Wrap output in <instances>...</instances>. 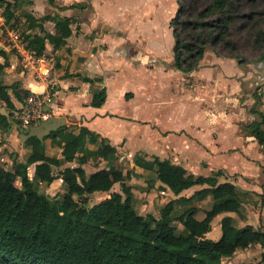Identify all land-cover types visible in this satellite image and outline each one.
I'll use <instances>...</instances> for the list:
<instances>
[{
    "label": "crops",
    "instance_id": "obj_1",
    "mask_svg": "<svg viewBox=\"0 0 264 264\" xmlns=\"http://www.w3.org/2000/svg\"><path fill=\"white\" fill-rule=\"evenodd\" d=\"M19 7L26 24L23 33H40L37 28H28L26 15L38 22L42 17H52L42 23L51 34L55 33L56 20L70 18L72 22L65 43L53 49L46 40L40 56L25 49L22 41L15 43V52L1 46L9 61V66L0 71L3 83L19 82L21 95L29 92L20 101L10 92L15 111L26 99L41 96L51 88L47 114L65 117L66 126L75 131L85 127L99 135L130 165L132 177L144 171L154 173L134 163L138 155L147 160L167 159L193 176L221 171L218 182L235 185L242 197V209L240 213L215 216L208 238L220 237V221L225 215L232 216L238 227L250 225L264 231V145L258 143L250 128L251 123L259 121L256 111L264 114V72L256 78L252 64L211 49L204 52L192 72L184 74L175 69V37L169 22L178 8L177 0H22ZM0 20L5 23L2 15ZM19 64L23 68H17ZM9 76L14 79L10 81ZM101 88H105V101L92 106V95ZM17 134L7 132L0 140V158L6 160L12 153L8 168L14 159L24 162L31 151ZM45 154L54 155L49 147H45ZM86 163L82 165L86 176L98 170L88 171ZM76 165L63 162L61 169ZM33 173L31 164L27 168L30 179ZM56 182L65 187L61 178L47 185ZM129 183L135 208V200L142 194L137 190L139 197L136 195L138 184ZM151 186L159 189L161 206L206 187L194 185L176 195L157 177ZM98 193L108 194H93ZM156 196H152L153 201ZM206 200L209 208L210 196L193 199L187 205L200 207L203 213L208 209L202 205ZM181 207L176 203V208ZM256 245L262 256L264 247L259 243L250 246Z\"/></svg>",
    "mask_w": 264,
    "mask_h": 264
},
{
    "label": "trees",
    "instance_id": "obj_2",
    "mask_svg": "<svg viewBox=\"0 0 264 264\" xmlns=\"http://www.w3.org/2000/svg\"><path fill=\"white\" fill-rule=\"evenodd\" d=\"M261 0H250L251 6ZM22 0H0L5 24L13 27L15 6ZM178 8L170 19L175 37L173 67L184 74L199 66L206 50L222 56L245 61L239 54L241 47L258 50L264 61V6L248 12L239 11L237 0H177ZM42 17L39 22L25 16L28 28L40 33H22L25 49L36 56L43 54L45 41L53 49L61 47L71 34L72 19L55 21V33H47ZM3 61L0 71L9 66L7 54L0 50ZM84 80H90L83 78ZM19 82L6 85L0 78V102L12 116L15 106L10 92L17 100L29 95L19 92ZM106 97L105 88L94 91L92 106H100ZM261 98V95H260ZM259 121L250 124L258 143L264 145V114L256 111ZM8 131L6 118L0 115V133ZM61 149V158L46 155V140ZM31 151L24 162L16 159L10 168L0 165V264H226L237 250L259 243L264 247V231L250 225L238 227L232 216L221 218V235L208 238L215 216L226 212L240 213L242 197L232 182H218L222 173L193 176L182 166L167 159L147 160L136 156L134 163L143 170H153L157 179L174 194L194 185H206L190 197L180 196L161 206L159 216L141 215L133 206L130 172H123L115 149L103 138L85 127L77 131L62 126L40 141L30 137L25 142ZM87 145L95 148L88 149ZM99 156L107 167L86 176L82 167L89 156ZM63 162H75L57 174L54 167ZM34 164L30 179L29 165ZM61 178L65 192L60 201L39 192L38 184ZM20 186L16 185V180ZM119 191H112L114 184ZM94 192H106L108 197L92 205L87 198ZM210 196L211 205L197 218L200 207L190 204L193 199ZM176 203L182 205L176 208ZM186 204V205H183ZM179 225L181 228L179 229ZM264 261V252L261 260Z\"/></svg>",
    "mask_w": 264,
    "mask_h": 264
},
{
    "label": "rangeland",
    "instance_id": "obj_3",
    "mask_svg": "<svg viewBox=\"0 0 264 264\" xmlns=\"http://www.w3.org/2000/svg\"><path fill=\"white\" fill-rule=\"evenodd\" d=\"M237 3L240 5L239 7V11L242 13H246L248 12L252 7H254L255 9L259 8V7H263L264 6V0H261L258 2V4L256 3L254 6H251V2L250 0H237ZM3 12V6L0 7V16ZM14 12L16 13V19L14 20V25L13 27H10V25H6L5 23L3 24L2 21L0 20V48L2 45L5 46H9L11 51L15 52L16 51V47L14 46L15 43H19L22 41V31H25V27L26 24L23 21V11H21V7H19V5L15 6L14 8ZM212 50V49H211ZM259 51L258 50H254V49H250L249 46H244L241 47L239 50V54L241 55L242 58H244V60L250 64H252L254 66V68L257 71V75L256 78L259 77L262 72H264V61H259L258 56H259ZM2 59V57H1ZM244 62V61H243ZM259 64H261V66H259ZM17 68H23V66L21 64L18 65ZM10 77V78H9ZM8 79L11 81V79H14L13 76H9ZM27 101V99H26ZM26 101L23 103V105H26ZM15 110L12 111V116L11 118L15 119L16 115ZM16 131V130H15ZM6 133H0V140L3 141L6 137ZM22 143V142H21ZM46 147L50 148V153L54 154V155H58L61 158V151L57 148H54L51 146V144L48 142V140L46 141ZM92 147V146H91ZM92 148H95V146H93ZM8 153L11 152V150L9 148H6ZM49 150V149H48ZM12 154V153H11ZM11 154H7L9 155V157L6 155V160H3L5 158H0V163L4 166V167H9L10 164L7 161L12 160L11 159ZM117 158L119 159V161L121 162V169L123 172L129 171L130 172V182H135L136 184H138V186L136 185L135 188V192L136 195L139 197V194H142L139 198H137V203L138 206L135 207L136 211L144 216L147 215H153L155 217L159 216V210L161 208V196L159 195L158 191L159 189L152 187L151 186V182H153V180L155 179V174L151 171H144L142 173H140L139 175H134V177H132L133 175V171L132 168L130 167V165L125 161V159H122L120 157V154L117 156ZM107 164L105 161L100 160L99 156H93L90 155L89 159L85 165V167L88 169V171L94 170V169H99L101 167H106ZM59 169H61V165L58 167H54L53 168V172L55 174L58 173ZM16 185L20 186V181L17 179L15 181ZM57 184H54L53 186L47 185L46 183H39L38 184V190L39 192L43 193L44 195H47L50 199L52 200H56V201H60L62 199V196L65 192V187H60L59 182H56ZM147 185H146V184ZM150 189H146L149 188ZM153 188V189H151ZM137 190H139V192L137 193ZM112 191H119V185L116 183L113 185L112 187ZM146 192V194H145ZM189 193V192H188ZM155 194H157L156 196V200L152 199V196H155ZM109 195L105 194V193H98V194H92L89 195L87 198V205H92L94 203H97L99 201H101L104 198H107ZM209 200H206L205 204L203 205V208L209 206ZM199 218L203 217V213L201 211H199L198 215ZM213 223V221H212ZM211 223V224H212ZM179 229L181 228V225H179L178 227ZM213 237V236H212ZM242 250V249H241ZM237 250L236 253L230 257V258H223L222 262L226 263V264H250V263H256L260 260L261 258V250L258 248V246H250L248 249L246 250Z\"/></svg>",
    "mask_w": 264,
    "mask_h": 264
},
{
    "label": "water",
    "instance_id": "obj_4",
    "mask_svg": "<svg viewBox=\"0 0 264 264\" xmlns=\"http://www.w3.org/2000/svg\"><path fill=\"white\" fill-rule=\"evenodd\" d=\"M44 110L48 111V107L46 106ZM0 115L4 116L8 122V135L16 130L18 139L23 143L30 137H36L43 141V138L51 132L66 125L65 117L50 115L46 119L40 120L37 124L23 127L11 118L10 113L4 106H0Z\"/></svg>",
    "mask_w": 264,
    "mask_h": 264
},
{
    "label": "built area",
    "instance_id": "obj_5",
    "mask_svg": "<svg viewBox=\"0 0 264 264\" xmlns=\"http://www.w3.org/2000/svg\"><path fill=\"white\" fill-rule=\"evenodd\" d=\"M50 88L45 94L29 98L26 105H23L15 113L14 119L18 124L25 127L28 125L37 124L40 120L46 119L49 115L44 110L46 105L50 102L51 91Z\"/></svg>",
    "mask_w": 264,
    "mask_h": 264
}]
</instances>
